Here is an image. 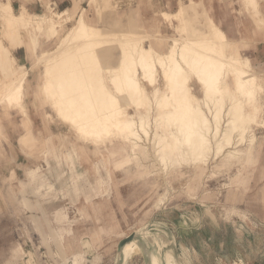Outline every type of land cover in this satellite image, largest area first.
Returning a JSON list of instances; mask_svg holds the SVG:
<instances>
[{
	"label": "rangeland",
	"instance_id": "rangeland-1",
	"mask_svg": "<svg viewBox=\"0 0 264 264\" xmlns=\"http://www.w3.org/2000/svg\"><path fill=\"white\" fill-rule=\"evenodd\" d=\"M31 1L19 0L14 11L18 13L21 5ZM39 1L42 6H27L28 12H47L45 16L58 21L59 35L47 38L36 27H19L13 34L23 48L17 54L8 44L16 64L28 69L23 87L31 121H25L20 108L0 104V264H119L116 243L137 227L147 234V241L138 237L144 250L156 249L153 239L164 241L161 253L172 251L178 264H264V42H260L264 41V0H257L255 8L253 0H237L240 19L223 23L203 12V0H192L195 11L186 13L182 22L174 19L173 25L162 14L146 21L154 10L151 5L124 8L119 0H108V6L103 0H67L60 5L53 0ZM178 2L177 11L190 0ZM62 10L66 11L57 18ZM168 10L164 11L173 12ZM80 14L87 23L95 19L101 28L116 32L97 50L100 58L112 51L109 64L114 66L119 65L122 48L111 47V42L117 46L142 35L144 46L162 53L173 39H189L193 31L196 37L204 36L201 34L210 29L207 20L210 27L221 24L228 37L225 34L219 51L223 49L230 58L246 59L260 86L259 108L252 111L245 103V111L256 117L254 122L248 121L246 141L233 143L234 138L216 157L211 152L205 164L179 163L175 155L178 163L165 165L159 162L150 140L156 110L138 111L131 104L126 105L127 111L134 116L141 112L149 123V136L142 135L141 141L149 155L139 156L142 164L123 153L110 154L123 145L117 137L104 143L82 138L56 114L41 88V77L49 64L54 65L53 60L37 59L42 51L54 54L59 38ZM179 24L183 30L176 29ZM69 42L67 46L72 48L73 42ZM96 65L98 68L89 65L88 75L103 69L100 62ZM104 75L107 86L112 87L106 72ZM227 82L231 88V78ZM188 84L202 103L199 83L191 77ZM155 86L165 89L160 70ZM145 88L151 100L153 87L145 83ZM249 136L254 137L253 143L240 158L224 159L226 150L245 147ZM87 240L89 247L84 245ZM147 255L145 251L134 254L126 264H147Z\"/></svg>",
	"mask_w": 264,
	"mask_h": 264
},
{
	"label": "bare ground",
	"instance_id": "bare-ground-1",
	"mask_svg": "<svg viewBox=\"0 0 264 264\" xmlns=\"http://www.w3.org/2000/svg\"><path fill=\"white\" fill-rule=\"evenodd\" d=\"M190 2L193 5L192 0ZM253 2V7H257L258 1ZM65 11L56 13L57 18ZM44 13L32 14L25 5H21L20 11L16 13L10 0L0 1V104L20 108L26 122L31 121L25 106L23 87L28 78V69L23 64H16L8 44L13 48L21 46L17 42L18 37L13 34L19 27L33 26L42 30L47 38L56 36L58 21L49 19ZM185 14L186 12H179V16L175 17L162 13L171 23L174 19L184 21ZM81 20V23L73 22V27L59 36L54 54L48 52L49 56L42 51L37 59L40 62L53 60L54 65L47 63V69L41 77V88L48 94L56 114L63 122L73 126L82 138L93 143H104L117 137L123 145L110 154L119 156L123 153L128 157H135L142 164L139 156L149 155L146 147L141 144L142 135L149 136L146 127L148 122L145 123L141 112L134 116L127 111L126 105L128 107L131 104L138 111L156 110L151 120L153 129L150 131V140L159 162L165 165L173 166L178 162L205 164L211 152L216 157L234 138L236 140L233 143L246 141L248 121L254 122L256 117L245 111V103L249 104L252 111L259 108L257 89L260 86L256 75L249 72L246 59L239 56L230 58L223 49L219 51L226 36L215 24L210 27L211 24L206 21L210 29H206L204 34L198 32L204 36L196 37L193 31L192 35L187 32L193 38H172L169 48L162 53L150 45L144 46L142 35L141 38L137 36L139 39L116 42L117 46H112L111 42V47L122 48L119 65L112 66L107 63V58H100L98 48L107 42L109 34L116 35V32L110 33L106 28L92 27L84 23V18L79 21ZM175 27L183 30L184 26L179 24ZM127 36L129 35L126 38ZM31 39L34 40V37ZM75 40L80 43L78 41L74 45ZM113 40L116 41V38ZM69 41H74L72 48L67 46ZM210 54L216 57H210ZM99 62L103 69L95 75H88L89 65L96 67ZM36 64L37 62L33 66ZM158 70L165 81L164 91L155 86ZM105 72L112 87L105 82ZM191 77L201 86L202 103L191 92V85L188 84ZM227 78H231V88L227 84ZM145 83L153 87L151 100ZM253 139V136H249L247 144L241 149L226 150L223 153L224 159L240 158L253 143ZM130 233L135 235L133 240L125 243L119 252L116 250L115 260H119V264H126L128 258L144 251L145 254L148 253L147 264H178L172 251L165 250L161 253L164 241L153 239L156 249L144 250L138 240L139 236L148 240L143 228L137 227L123 238ZM84 245L89 247V241H85Z\"/></svg>",
	"mask_w": 264,
	"mask_h": 264
},
{
	"label": "crops",
	"instance_id": "crops-1",
	"mask_svg": "<svg viewBox=\"0 0 264 264\" xmlns=\"http://www.w3.org/2000/svg\"><path fill=\"white\" fill-rule=\"evenodd\" d=\"M65 1H67V0H53V2L55 4H58V5L64 3ZM90 1H96V0H90ZM103 1H104V4H103L104 6L110 5L108 0H103ZM230 1H233V2L231 3ZM119 2H118L119 5L123 6L124 8L131 6V4H133V6H139V8L140 7H145V6H148V5L154 6V10L151 11V14H149V16H148L149 18L146 20V21H149V22L153 21L154 18H156V16H158L159 14H162V13L177 17V16H179L178 15L179 12L189 13V11H195V9H196V3L194 1H192L193 5L191 4V2L180 5V8H179L178 11H177L178 4H179L178 0H137V1L119 0ZM11 3H12L13 8H14V4H17L18 6L20 5L19 0H12ZM202 5L204 7V11L203 12H206L207 15L210 16L213 19V21H216V22H219V23H223V22L237 21L238 19H240V15L238 13V10L240 9V4L237 2V0H224V1H222V0H203ZM27 6L30 7L31 9H37L38 7H41L42 4H41V2L39 0H33L31 2H27L26 3V7ZM167 6H170L171 9L168 10ZM231 7H233L234 10H232ZM164 10L173 11V12H166ZM129 11L130 10H128V12H126V14L130 15ZM133 14H136V10H133ZM80 18L83 19L84 16L82 14H80L79 18L77 19L76 22H80L81 23L82 20L79 21ZM94 20L95 19L92 20L91 24H89V23H87L85 21V18H84V23H87V24L91 25L92 27H101L99 25V22L96 21V20L94 21ZM146 21H144V22H146ZM219 25H220L219 26L220 28L218 27V25H216V26L223 33H225L226 36L228 37V34L225 32V30L223 29L221 24H219ZM225 29H227V27H225ZM230 31H232V29H230ZM232 35H234V37H236V34L234 32L232 33ZM260 42H264V41H260ZM21 48H23V47L22 46L14 47L15 53L18 54V52H19V50ZM111 55H112V51L107 56V60H106L107 63H109V59H110Z\"/></svg>",
	"mask_w": 264,
	"mask_h": 264
},
{
	"label": "water",
	"instance_id": "water-1",
	"mask_svg": "<svg viewBox=\"0 0 264 264\" xmlns=\"http://www.w3.org/2000/svg\"><path fill=\"white\" fill-rule=\"evenodd\" d=\"M134 236V233H130L127 237L118 240L116 250L119 252L125 243L133 240Z\"/></svg>",
	"mask_w": 264,
	"mask_h": 264
}]
</instances>
